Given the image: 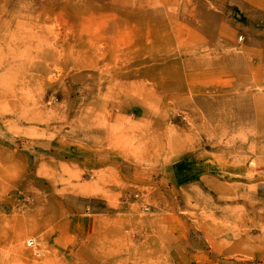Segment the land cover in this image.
Returning a JSON list of instances; mask_svg holds the SVG:
<instances>
[{
  "label": "rangeland",
  "instance_id": "1",
  "mask_svg": "<svg viewBox=\"0 0 264 264\" xmlns=\"http://www.w3.org/2000/svg\"><path fill=\"white\" fill-rule=\"evenodd\" d=\"M0 264H264V0H0Z\"/></svg>",
  "mask_w": 264,
  "mask_h": 264
},
{
  "label": "built area",
  "instance_id": "2",
  "mask_svg": "<svg viewBox=\"0 0 264 264\" xmlns=\"http://www.w3.org/2000/svg\"><path fill=\"white\" fill-rule=\"evenodd\" d=\"M30 245H32V243H31V242H29V246H30Z\"/></svg>",
  "mask_w": 264,
  "mask_h": 264
}]
</instances>
